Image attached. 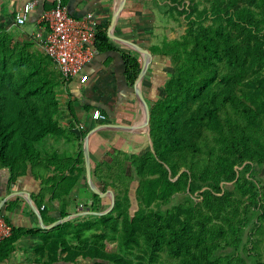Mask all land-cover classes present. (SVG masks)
Wrapping results in <instances>:
<instances>
[{
	"label": "trees",
	"instance_id": "16d2710c",
	"mask_svg": "<svg viewBox=\"0 0 264 264\" xmlns=\"http://www.w3.org/2000/svg\"><path fill=\"white\" fill-rule=\"evenodd\" d=\"M153 2L167 21L185 16L188 27L180 38L149 46L170 64L149 104L152 145L137 153L111 145L92 166L97 186L115 191L111 212L81 215L52 229L12 226L0 241V262L26 236L35 239L33 264L80 258L91 264H264L252 251L254 233L264 228V184L254 171L264 165V0H205L203 8V0ZM109 25L98 26L97 54L119 51ZM9 31L0 27V169L10 185L27 174L42 181L32 197L39 206L47 197L50 204L41 210L46 224L77 212L74 203L105 210L107 197L87 182L88 131L69 90L71 121L61 119L57 88H68L69 81L34 42L15 40ZM122 56L133 89L141 54L128 48ZM50 138L76 139L77 154L50 148ZM18 201L8 200L4 210L13 211ZM55 208L58 216L51 214Z\"/></svg>",
	"mask_w": 264,
	"mask_h": 264
},
{
	"label": "crops",
	"instance_id": "0c3cea01",
	"mask_svg": "<svg viewBox=\"0 0 264 264\" xmlns=\"http://www.w3.org/2000/svg\"><path fill=\"white\" fill-rule=\"evenodd\" d=\"M28 0H0V25L7 30H15L18 33L19 40L32 41L35 46L38 45L35 40L36 32L39 29L37 19L39 13L44 9V3L47 0H39L38 6L29 15L28 22L25 25L15 23L14 14H17ZM152 0H127L124 10L122 11L117 22L115 33L125 38L126 36L138 40L137 43L144 46V37L141 36L143 20L151 19L149 6ZM49 4L50 2L47 1ZM146 2V3H145ZM118 0H67V6L70 12L75 16H82L87 12H94L100 19L101 23L111 22V18ZM51 5V4H50ZM150 27H146L147 29ZM140 29V30H139ZM21 35V36H20ZM127 39V38H126ZM131 40V39H129ZM132 41V40H131ZM112 43L119 51L111 50L105 53H98L85 65L84 73L88 75V80L81 82L79 78L67 83L68 89L74 96L75 110L80 123L87 129L88 133L102 123H122L136 124L135 131L120 130L114 128L100 129L90 135V152L94 164L103 157L113 145L129 153H137L152 145L151 136L145 131L144 111L140 105L137 95L127 84L125 71V62L122 51H128L127 46L112 40ZM41 49V48H40ZM121 50V51H120ZM141 60H143L141 55ZM165 55H154L149 65L147 74L142 81V90L148 105L156 99V95L166 80L167 76L162 69L166 66ZM69 100V99H68ZM85 104L92 106L91 109H85ZM94 106V108H93ZM67 107V105H66ZM67 113V109L63 107ZM95 110H100L106 115L105 120L93 117ZM69 117L64 123L71 121ZM63 120V119H62ZM77 131V130H74ZM87 133V134H88ZM76 139L66 141L65 139H49V147L57 149L58 152H70L72 155L77 154ZM85 142V140H84ZM93 155L95 157H93ZM99 156V157H98ZM94 166V165H92ZM42 181L37 180L32 174H27L18 179L14 185L9 183V175L6 169H0V201L15 191H22L21 194L9 197L4 203L2 210L3 215L8 218V222L15 227L33 228L41 226L39 215L31 207L26 199L27 191L31 197L38 195L42 189ZM19 198L17 207L10 212L4 210L8 200ZM49 198V197H48ZM32 200L37 205L40 213L41 206L36 199ZM58 205V202H56ZM56 203L53 205H56ZM46 205V196L43 201ZM81 205H72V208L79 210ZM52 216H58L56 208L51 211ZM42 215V214H41ZM43 219V217H42ZM44 222V220H43ZM44 224H46L44 222ZM35 239L24 236L17 244V249L0 264H33L34 253L32 246Z\"/></svg>",
	"mask_w": 264,
	"mask_h": 264
},
{
	"label": "built area",
	"instance_id": "2783aa9c",
	"mask_svg": "<svg viewBox=\"0 0 264 264\" xmlns=\"http://www.w3.org/2000/svg\"><path fill=\"white\" fill-rule=\"evenodd\" d=\"M47 1L51 6L39 13L35 40L65 80L79 78L85 82L88 80V75L84 73L85 65L97 54L95 43L100 19L91 11L82 16L73 15L64 0ZM38 4L39 0H28L16 14L15 23L25 25ZM93 117L107 118L100 110H95ZM11 234L12 225L4 215H0V241Z\"/></svg>",
	"mask_w": 264,
	"mask_h": 264
},
{
	"label": "water",
	"instance_id": "95a60500",
	"mask_svg": "<svg viewBox=\"0 0 264 264\" xmlns=\"http://www.w3.org/2000/svg\"><path fill=\"white\" fill-rule=\"evenodd\" d=\"M127 0H118V3L115 7V10L113 12L112 18H111V22L108 28V36L116 41L119 42L127 47H129L130 49H133L137 52H139L142 55V67H141V71L135 81L133 90L137 95L138 101L140 103V105L142 106V109L144 111V115H145V121H144V127H145V131L150 135V107L148 105V102L145 98V95L143 93L142 90V81L145 78L149 65L153 60L154 55L152 54L151 50L149 48H146L142 45H140L137 42L131 41L129 39L123 38L119 35H117L115 33V28L117 25V22L119 20V17L122 13V11L124 10V7L126 5ZM104 128H114V129H120V130H127V131H135L137 129V125L136 124H122V123H102L101 125L95 127L94 129H92L87 136L85 137V142H84V157H85V167H86V177H87V182L90 186V188L92 189V191L98 195H100L101 197H106L108 196L109 198H111V204L109 205L108 208H106L105 210L102 211H92L89 209L83 210V211H77L74 213H71L69 215H66L50 224H44L43 219H42V215L37 207V205L34 203V201L32 200V197L30 195L29 192L27 191H23L27 193L26 199L28 200V202L30 203L31 207L34 209V211H36L39 215L40 218V222H41V227L45 228V229H52L53 227L64 223L72 218L81 216V215H85V214H106L109 213L113 210L114 206H115V202H116V194L115 191L113 189H108L106 191H102L97 184L95 183L93 176H92V166H91V152H90V135L100 129H104ZM152 142V141H151ZM22 191H15L10 193L7 197H5L4 199H2L0 201V211L4 205V203L6 202V200L13 196V195H18L21 194Z\"/></svg>",
	"mask_w": 264,
	"mask_h": 264
},
{
	"label": "rangeland",
	"instance_id": "374dc122",
	"mask_svg": "<svg viewBox=\"0 0 264 264\" xmlns=\"http://www.w3.org/2000/svg\"><path fill=\"white\" fill-rule=\"evenodd\" d=\"M203 1L204 2L201 5L202 8L204 5H207L205 0H203ZM147 6L150 7L149 14L151 15L150 17H152V18L143 20L144 23L141 27L142 28L141 30H144V31H141V32H143V33H141V36L144 37V40L142 41L145 44L144 47L149 48V46H151L152 44H155V43L161 44L165 38H170V39L180 38L186 32L187 27H188V23L185 19V16H182L179 20H176L175 17L169 18L168 16H166L168 19V21H167L166 18L164 17V15H162V13L159 11L158 7L154 4L153 0L151 1L150 4L148 3ZM145 26L150 27V28H148V30L144 29ZM0 27H2V25H0ZM9 32L11 35H13L12 37L15 40H19L18 33L15 30L9 31ZM35 48L43 51L38 46H35ZM165 62H166V66H164L162 71L166 76H168L169 72H170V64H169L168 59H166ZM57 89H58V91H60L59 94H60V97L62 100V107L66 108V105H67V102L69 99V91H68V89H66L63 86H59ZM158 96H159V92L156 95V99L158 98ZM67 117H69L68 112L61 115V119H63V121H67ZM150 145H151V143H150ZM93 157H95V156L93 155ZM99 159L102 160L103 157H99ZM92 165H94V162L91 159V166ZM254 171L257 175L258 180L261 181V185H263L264 184V165H255ZM231 184L232 183H228L227 185H231ZM227 185L224 184V186H227ZM110 189H112V188H110ZM79 193L81 196L80 198L85 199V192L79 191ZM90 194L91 193H88V198H90V196H89ZM106 197H107L108 201L105 202V207L108 208L109 205L111 204V198H109L108 196H106ZM88 198H87V200H88ZM76 200L79 201L81 199L76 198ZM179 200H182V198H179ZM46 202H47V197H46ZM47 204H50V203L47 202ZM78 207H79L80 211L85 210V207H83V206H78ZM245 233H246L245 239H247V235H249V233H251L250 226H247L245 228ZM254 235H255L254 236L255 242L257 240V248H256V250H254V248H253L252 251H253V253H257L261 257V259L264 260V228L262 229L261 232H259V231L255 232ZM249 246L252 247V244L250 243ZM75 264H91V262H89V260H85V259L80 258V262L75 263Z\"/></svg>",
	"mask_w": 264,
	"mask_h": 264
},
{
	"label": "bare ground",
	"instance_id": "6f19581e",
	"mask_svg": "<svg viewBox=\"0 0 264 264\" xmlns=\"http://www.w3.org/2000/svg\"><path fill=\"white\" fill-rule=\"evenodd\" d=\"M144 119H145V116H144Z\"/></svg>",
	"mask_w": 264,
	"mask_h": 264
}]
</instances>
